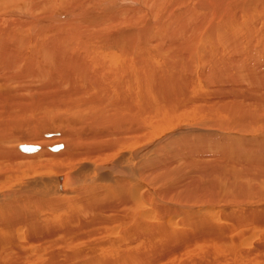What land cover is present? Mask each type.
<instances>
[{
	"label": "bare ground",
	"instance_id": "obj_1",
	"mask_svg": "<svg viewBox=\"0 0 264 264\" xmlns=\"http://www.w3.org/2000/svg\"><path fill=\"white\" fill-rule=\"evenodd\" d=\"M0 264H264V0H0Z\"/></svg>",
	"mask_w": 264,
	"mask_h": 264
},
{
	"label": "water",
	"instance_id": "obj_2",
	"mask_svg": "<svg viewBox=\"0 0 264 264\" xmlns=\"http://www.w3.org/2000/svg\"><path fill=\"white\" fill-rule=\"evenodd\" d=\"M22 149H23L24 151H30V150H32V149L35 150V147H33V146H26V147H22Z\"/></svg>",
	"mask_w": 264,
	"mask_h": 264
},
{
	"label": "rangeland",
	"instance_id": "obj_3",
	"mask_svg": "<svg viewBox=\"0 0 264 264\" xmlns=\"http://www.w3.org/2000/svg\"><path fill=\"white\" fill-rule=\"evenodd\" d=\"M58 146V145H57Z\"/></svg>",
	"mask_w": 264,
	"mask_h": 264
}]
</instances>
